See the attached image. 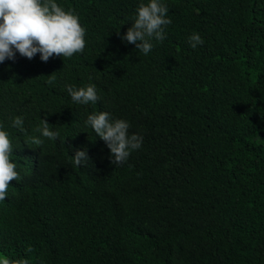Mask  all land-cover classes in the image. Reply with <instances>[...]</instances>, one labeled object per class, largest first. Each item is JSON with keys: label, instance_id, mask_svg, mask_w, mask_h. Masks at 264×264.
<instances>
[{"label": "trees", "instance_id": "16d2710c", "mask_svg": "<svg viewBox=\"0 0 264 264\" xmlns=\"http://www.w3.org/2000/svg\"><path fill=\"white\" fill-rule=\"evenodd\" d=\"M56 2L78 14L84 52L0 64V124L20 175L0 201V255L264 264V0H161L172 23L147 55L120 38L141 0ZM193 33L204 41L195 49ZM89 83L100 100L74 103L66 85ZM99 111L143 137L119 166L85 123ZM45 118L58 139L35 131ZM32 136L42 144H26ZM85 148L90 160L74 165Z\"/></svg>", "mask_w": 264, "mask_h": 264}, {"label": "clouds", "instance_id": "9594fccd", "mask_svg": "<svg viewBox=\"0 0 264 264\" xmlns=\"http://www.w3.org/2000/svg\"><path fill=\"white\" fill-rule=\"evenodd\" d=\"M168 12V7L161 0H141L131 26L120 36L121 40L135 45L136 49L147 55L154 46V40L162 43L166 38L165 28L172 23ZM85 36L86 29L82 27L78 14L73 9L65 10L56 0H0V64L6 60L14 61L17 53L29 60L39 54L45 63L53 56L71 58L84 52ZM188 41L193 49L204 43L199 33L190 35ZM47 77V83L54 84L55 72ZM66 90L76 104H96L100 100L96 85L92 83L83 87L68 84ZM85 123L105 142L110 150L111 163L115 166L125 163L131 153L142 146V136L129 134V122L113 119L107 111L92 112ZM23 124L21 116H15L11 121V127L26 132ZM35 131L50 140L60 136L58 130L50 128L46 118L41 119ZM28 142L42 144V140L36 136L29 137L25 143ZM12 153L9 133L0 124V201L6 199L10 182L20 180L17 165L11 160ZM89 160L86 148L76 149L72 163L82 166ZM32 251L31 246L26 249L28 253ZM0 264H29V260L0 255Z\"/></svg>", "mask_w": 264, "mask_h": 264}]
</instances>
